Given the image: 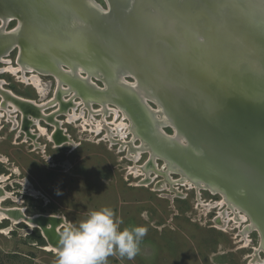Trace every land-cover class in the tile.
Listing matches in <instances>:
<instances>
[{
  "label": "water",
  "instance_id": "obj_1",
  "mask_svg": "<svg viewBox=\"0 0 264 264\" xmlns=\"http://www.w3.org/2000/svg\"><path fill=\"white\" fill-rule=\"evenodd\" d=\"M104 2L0 0V55L18 48L34 70L125 109L152 157L221 192L264 240V0ZM27 219L59 248L62 217Z\"/></svg>",
  "mask_w": 264,
  "mask_h": 264
},
{
  "label": "rangeland",
  "instance_id": "obj_2",
  "mask_svg": "<svg viewBox=\"0 0 264 264\" xmlns=\"http://www.w3.org/2000/svg\"><path fill=\"white\" fill-rule=\"evenodd\" d=\"M96 1L106 8L104 0ZM16 24V19H10L5 29L10 30ZM3 58L9 62L0 61V87L10 92L8 94L31 99L36 103L52 101L44 108V112L61 109L53 118L61 121V134L68 136L69 141L62 147H55L54 142L47 139L48 135L41 134L33 125H29L36 134L32 138L25 135V132H18L19 129L10 130L11 123L8 128L5 124L0 129V176L3 177L0 180V195L5 192L8 197L2 201V208L23 209L26 216H60L64 221L59 229L61 233L66 223L77 225L91 211L103 207L113 210L115 218L122 221V229L139 225L147 227V235L134 259L129 260L114 253L108 257L107 264H247V255L252 254L254 247L260 244V234L254 224L255 229L244 232L250 219L238 225L228 221L225 231L218 229L214 222L217 213L226 210L233 216L228 204L224 203L222 207L216 205V201L222 200L218 193L207 188L197 190L184 182H176L181 177L177 172L168 173V180L162 174L157 175L151 168L146 170L147 175L132 173L130 169L135 164L143 166L149 154L143 149L137 162L128 158L127 141L139 145V138L135 136L133 139V134H128L119 141L112 130V112L104 116V122L112 132L114 141L105 137L106 127L97 134L89 132V123L83 120L92 117L93 121L102 119L103 114L95 112L101 102L118 108L117 104L103 100L99 102L87 92L84 94L88 97H85L72 81L68 83L46 70L33 71L41 79L43 90L39 91L30 80L25 81L20 72L13 73L4 68L8 65L18 66V48L10 50ZM64 68L65 72L69 71ZM30 74L27 72L26 76ZM57 79L62 88L57 92V100H53ZM91 80V83L95 82L99 87L103 85L100 80ZM68 86L76 91L71 99L76 104L74 111L83 112L74 121H69L67 116V113L73 112L69 101L73 92L63 89ZM0 93V113L15 116L17 111L13 106L7 105L8 111L2 107L1 97L4 100L6 94L2 91ZM81 97L91 102L90 108L84 106ZM60 98L65 101L58 105ZM23 105L28 107L22 103L23 110L27 108ZM35 109L36 113H32L34 115L43 111L38 107ZM10 118L15 124L13 117ZM124 118V122L131 125L127 114ZM4 120L0 116L2 123ZM41 126L45 124L41 122ZM165 131L171 133L169 127ZM154 160L155 167H163L165 160ZM162 183L163 189L158 190ZM238 211L245 214L242 210ZM242 233L246 234V239H243ZM244 242L247 246L242 248ZM45 245L48 243L39 227H31L26 222L14 223L10 219H0V264H58V253L45 250ZM259 255L264 258V251H259Z\"/></svg>",
  "mask_w": 264,
  "mask_h": 264
},
{
  "label": "bare ground",
  "instance_id": "obj_3",
  "mask_svg": "<svg viewBox=\"0 0 264 264\" xmlns=\"http://www.w3.org/2000/svg\"><path fill=\"white\" fill-rule=\"evenodd\" d=\"M10 20V19H9ZM9 22V21H8ZM8 22H4V24L5 25H7L8 24ZM16 27V26H15ZM14 27V28H15ZM14 28H12V29H14ZM5 31H7L6 29H5ZM14 49V48H13ZM12 50V49H11ZM4 55V54H3ZM3 55L1 54L0 55V61H6V62H9L7 59H4L3 58ZM18 60V66H13V65H8V66H5L4 68L5 69H7V70H10L11 72H13V73H18V72H20L21 73V77L25 80V81H28V80H30L31 81V83L34 85V86H36L37 88H38V90L39 91H42L43 90V88H42V84H41V79H40V77L36 74V73H33V71H34V69H33V66L32 65H30L29 63H27L26 61H22V59H21V57L20 56H18V58H17ZM80 69L81 68H79V70H77V74L79 73V71H80ZM44 70V69H43ZM27 72H29V73H31L30 74V76H26V73ZM41 72V71H40ZM67 72H70V69H69V71H67ZM71 73V72H70ZM81 74V73H80ZM79 75V74H78ZM80 76V75H79ZM73 80V79H72ZM73 81H75L76 83H77V88H79V91H80V89H81V87L83 86L82 84H80L78 81H76V80H73ZM57 88H56V91H55V97H54V99L53 100H57V92H58V90L60 89V88H62V86H60L61 85V83H60V81L57 79ZM127 82H129L128 80H127ZM93 86H94V83H91ZM96 86V85H95ZM64 90H70V92H73L70 96V106L73 108V112H71V113H67V116H68V120L69 121H74V120H77V118L79 117V116H82V114H83V112L82 111H80V112H78V113H76L74 110H75V103H72L73 101H71V99H72V97L76 94V91L74 92V90H71V87H64L63 88ZM10 93V92H9ZM81 93L82 94H84L85 92H83V91H81ZM7 95V94H6ZM9 95H11V96H14V95H12V94H9ZM85 95V94H84ZM14 98V97H13ZM20 100H16V99H14V100H16V101H18L17 102V104L16 103H14L12 100H10V99H8L6 102H7V104H11L12 106H13V109L14 110H17L18 108H19V106L18 105H21L22 106V103L23 104H26L24 101H21V98H19ZM81 99V102L84 104V106H87V107H89V105L91 104V102L90 101H86L83 97H81L80 98ZM24 100V99H23ZM28 101H31V100H28ZM64 101L65 100H63V99H58V105H61V103L63 102L64 103ZM104 101V100H103ZM35 101H33L31 104L33 105V106H35V107H38L39 109H42L43 111H42V113L41 114H39V115H37V114H33V116H34V119H35V123H37L38 122V117L39 116H41L42 118L44 117V118H46V119H48V117L46 116L45 117V112H44V108L47 106V104H49V102H52V101H47V102H42V103H34ZM108 102V101H107ZM62 103V104H63ZM78 103V102H77ZM110 103H112V102H110ZM78 106V105H77ZM119 106V105H118ZM117 106V107H118ZM90 108V107H89ZM121 109L122 108H120V106L118 107V108H116V107H111V106H109V105H107V104H105L104 102H101L100 103V108H98L95 112H100V113H102L103 114V117H102V119L100 118V120H91V119H93V117L92 118H86V119H84L83 120V122L84 123H89V132L91 131V132H95L96 134L97 133H99L100 132V130L102 129V128H105L106 127V134H105V137H107L108 138V140L109 141H114L115 139L113 138V134H112V132L107 128V126H105V118H104V116L108 113V112H112V114H113V120L111 121L112 123H113V127H112V130H113V132H114V134L118 137V140L120 141L121 139H125L126 138V136L128 135V134H133V139L135 138V134L134 133H132L133 131H132V129H131V125H128L126 122H124V117H126V114H127V116L129 115L128 114V112L124 109H122L123 111H121ZM6 110H7V108H6ZM59 110H61V109H59ZM59 110H55V111H53L51 114V116H52V119H51V123L53 124V125H55L56 127L57 126H59L60 124H61V121H58L57 120V123L55 122L56 120H55V117L53 118V116H55L56 114H57V111H59ZM91 110V109H90ZM94 110V109H93ZM8 111V110H7ZM64 111V110H63ZM119 112H121V115H119ZM92 113V111H90V114ZM94 114V113H93ZM50 116V115H49ZM90 116V115H89ZM119 116H121V118H120V120H118L117 121V119L119 118ZM128 117H130V116H128ZM130 119V118H129ZM156 119H157V121H158V123L160 124V125H162V124H168L169 123V119H168V117H166L165 115H162V116H160V115H157L156 116ZM33 120V119H32ZM162 120V121H161ZM33 122V121H32ZM110 122V121H109ZM85 125V124H84ZM169 125V124H168ZM38 128H39V131H40V133L41 134H45V128L43 127V126H40L39 124H38ZM63 132V131H62ZM40 134V135H41ZM45 135H47V134H45ZM36 137V136H35ZM68 137V136H67ZM67 137H65V138H67ZM48 138L49 139H52L53 138V135H48ZM139 138V137H138ZM69 139V138H68ZM141 139V138H140ZM139 139V145H137V144H133V142H131V140H129V141H127V145L129 146V149H128V147H127V149H128V158H130V159H132L134 162H137V160L140 158V156H141V152H143V149H144V151H146V152H148V154H149V157H148V159L146 160V163L145 164H143V166H140V165H132L133 167L130 169L131 170V172L132 173H135V174H144V175H147V172L148 171H146L148 168H151V169H153V170H155V173L157 174V175H159V174H162L163 176H165V179H167L168 180V176H167V174L168 173H170V172H177V173H179L180 174V178L178 179V180H176V182L177 181H179L180 183L182 182H184V183H186V184H188V185H190V186H194L197 190L199 189V188H207V189H209L210 191H212L213 193H215V194H219V195H221L222 196V200L221 201H216V205H219L220 207H222L223 206V204L225 203V204H228L229 206H231L230 208H231V210L233 211V216H230V214H229V212H227L226 210H224V211H221L220 213H217L218 214V216L215 218V221L214 222H216V228H218V229H221V230H224L225 231V228L227 227V223H228V221H233L234 223H238V224H240L241 222H245V221H247L248 219H250L249 218V216L247 217V214L245 213H241L240 211H238V210H241L239 207H237L236 205H233V204H230L229 202H228V200L226 199V197L223 195V194H221V192H218V191H215V190H213V189H210L209 187H207L205 184H202V183H196V182H194V181H192L187 175H185V174H183L182 173V171L178 168V167H175L172 163H167V162H163V167H161V168H157V167H155V158H158V157H152L151 155V152L145 147V145L142 143V146H144V147H142L141 145H140V142H141V140ZM125 141V140H124ZM62 141H60L59 142V144H58V146L59 145H61L62 143H61ZM126 142V141H125ZM61 143V144H60ZM119 144V143H118ZM114 146V145H113ZM112 149V148H111ZM126 149V148H125ZM126 153V152H125ZM151 154V155H150ZM161 159V158H160ZM150 165V167H148ZM170 166H173V167H175V168H177L179 171H177V169H175V168H172V167H170ZM130 168V167H129ZM151 173V172H150ZM156 176V175H155ZM179 176V175H178ZM147 177V176H146ZM2 178L3 177H1L0 176V180H2ZM151 182V181H150ZM170 182H172V181H170ZM175 182V183H176ZM174 183V182H173ZM177 184V183H176ZM145 186H146V184H144ZM160 187H159V189L158 190H160V189H163V186H164V183H162L161 185H159ZM8 194L7 193H5V192H2V194L0 195V219H10L11 221H13L14 223H18V222H26L29 226H31V227H38L37 226V224H35L34 222H32L31 220H28L27 219V217H32V216H26L25 214H24V211H23V209H16L15 207L14 208H2L1 207V204H2V201L5 199V198H7L8 196H7ZM198 195V194H197ZM199 200V199H198ZM210 203V202H209ZM200 204V203H199ZM210 204H212V203H210ZM206 205V204H205ZM207 211V210H206ZM230 211V210H229ZM243 211V210H242ZM53 215H55V214H53ZM248 222V221H247ZM62 225L64 224V221H62V223H61ZM237 224V225H238ZM255 226L253 225V223L252 222H250V224H248L245 228H244V232H247L248 230H251V229H255L254 228ZM256 230L259 232V234H260V244H259V246L258 247H254V251H253V253L251 254H248L247 255V258H249V260H248V262H247V264H264V258H262L260 255H259V251H264V240H263V236L261 235V232L258 230V228L256 227ZM242 236H243V239H246V234H243L242 233ZM235 237V236H234ZM242 238V237H241ZM242 240V239H241ZM240 241V240H239ZM245 243V242H244ZM247 246V243H245L243 246H242V248L243 247H246ZM239 247V246H238ZM241 247V246H240ZM44 249L45 250H49V251H54V252H56V253H58V250H59V248H57V247H54V246H52V245H45L44 246Z\"/></svg>",
  "mask_w": 264,
  "mask_h": 264
},
{
  "label": "clouds",
  "instance_id": "obj_4",
  "mask_svg": "<svg viewBox=\"0 0 264 264\" xmlns=\"http://www.w3.org/2000/svg\"><path fill=\"white\" fill-rule=\"evenodd\" d=\"M121 223L109 207L91 211L77 225L66 223L59 240L58 264H107L114 253L134 259L148 229L142 225L122 229Z\"/></svg>",
  "mask_w": 264,
  "mask_h": 264
},
{
  "label": "flooded vegetation",
  "instance_id": "obj_5",
  "mask_svg": "<svg viewBox=\"0 0 264 264\" xmlns=\"http://www.w3.org/2000/svg\"><path fill=\"white\" fill-rule=\"evenodd\" d=\"M0 91H2L4 94H7L6 96H3V99L4 100H2V97H1V102H2V107L4 108H6V106L7 105H11V104H6L7 102H6V100H8V99H10V100H12L14 103H16L17 104V102L18 101H16V100H20L19 98H21V97H19V96H11V95H9L8 93V91L7 90H5V89H3V88H1L0 87ZM0 95H1V93H0ZM14 97V98H13ZM14 99H16V100H14ZM24 99V100H23ZM28 100H31V99H26V98H21V101H24L27 105H28V107H31L30 109H27L28 107L27 106H24V107H27V108H25L24 110H23V108H22V106L21 105H18L19 106V108L16 110L17 112H16V114H15V116H12V115H10V113H9V115H8V113H7V115L5 116V114L4 113H0V116H1V118L4 120L5 119V117H6V119L4 120L5 122H1L0 121V124L2 125L1 126V128L0 129H2L3 127H5V124H7V128L10 126L9 124L11 123V125H12V128L10 129V130H16V129H19L18 130V132H22V133H24L25 132V135H28V136H31L32 138L33 137H35L36 136V134H34L32 131H31V129H30V127H29V125H33V126H35V127H37V129L39 130V128H38V124L41 126V122H43L44 124H45V126H43L44 128H45V134H47V135H53V138L52 139H49V138H47L50 142H54V146L55 147H57L58 146V144H59V142L60 141H62L60 144L61 145H59V147L61 146H63L64 144H66V141L68 140L69 141V139L68 138H65V136H62V134H61V128H59V126H55V125H53L52 123H51V119H52V112H49V113H46V115L45 116H47L48 117V119H46V118H42L41 116H39L38 118V122L37 123H35L34 121H35V119H34V116H33V114L32 113H36V109H35V107L31 104L34 100H31V101H28ZM6 102V103H5ZM35 103V102H34ZM12 106V105H11ZM61 113V112H60ZM59 113H57L56 115H58ZM50 115V116H49ZM55 115V116H56ZM10 116L11 117H13V119L15 120V124H14V121L10 118ZM33 119V120H32ZM55 122L57 123V119L55 118ZM33 121V122H32ZM52 127V128H51ZM40 134V133H39ZM44 134V135H45ZM19 135V134H18ZM39 136V135H38Z\"/></svg>",
  "mask_w": 264,
  "mask_h": 264
}]
</instances>
